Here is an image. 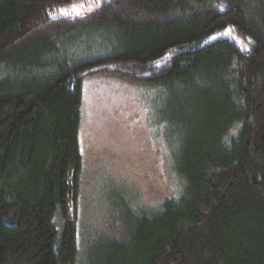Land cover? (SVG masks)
Wrapping results in <instances>:
<instances>
[{
	"label": "trees",
	"instance_id": "obj_1",
	"mask_svg": "<svg viewBox=\"0 0 264 264\" xmlns=\"http://www.w3.org/2000/svg\"><path fill=\"white\" fill-rule=\"evenodd\" d=\"M72 1L0 0V264H75L82 83L103 71L170 93L183 188L88 264H264V0L54 16ZM94 30L109 37L86 52Z\"/></svg>",
	"mask_w": 264,
	"mask_h": 264
},
{
	"label": "rangeland",
	"instance_id": "obj_2",
	"mask_svg": "<svg viewBox=\"0 0 264 264\" xmlns=\"http://www.w3.org/2000/svg\"><path fill=\"white\" fill-rule=\"evenodd\" d=\"M103 1L73 0L57 7L54 16L85 15ZM107 37L87 31L79 44L86 52H100ZM82 94L75 264H88L89 250L109 247L110 237L122 238L124 219L158 210L164 198L178 197L183 188L174 159L184 133L166 110L169 92L103 71L84 77Z\"/></svg>",
	"mask_w": 264,
	"mask_h": 264
},
{
	"label": "snow or ice",
	"instance_id": "obj_3",
	"mask_svg": "<svg viewBox=\"0 0 264 264\" xmlns=\"http://www.w3.org/2000/svg\"><path fill=\"white\" fill-rule=\"evenodd\" d=\"M228 31H229V33H230V32H231V29H229Z\"/></svg>",
	"mask_w": 264,
	"mask_h": 264
}]
</instances>
